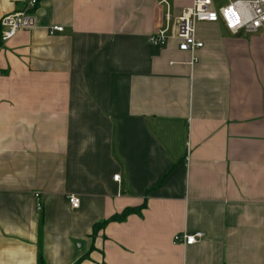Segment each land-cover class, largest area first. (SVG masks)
<instances>
[{
  "label": "crops",
  "instance_id": "crops-1",
  "mask_svg": "<svg viewBox=\"0 0 264 264\" xmlns=\"http://www.w3.org/2000/svg\"><path fill=\"white\" fill-rule=\"evenodd\" d=\"M159 2L40 0L33 29L0 26V264H264V27L199 24L194 63L148 43Z\"/></svg>",
  "mask_w": 264,
  "mask_h": 264
},
{
  "label": "built area",
  "instance_id": "built-area-1",
  "mask_svg": "<svg viewBox=\"0 0 264 264\" xmlns=\"http://www.w3.org/2000/svg\"><path fill=\"white\" fill-rule=\"evenodd\" d=\"M223 0H191V5L181 9L175 17L168 0H160L159 5L164 9V26L148 37V43L153 46H165L170 39L178 41V49L181 52L191 54L193 62H197L196 54L204 48V43L197 38V26L199 24H212L222 21L227 30L232 34L256 33L264 27V0H227L228 4L217 6ZM40 4V0H25V8L22 11L9 14L1 19L3 28V41L15 37L21 30L33 29L36 26L34 12ZM63 27L53 26L49 33L63 32ZM173 29V34L168 35ZM115 181L119 176L114 177ZM37 210L42 209L40 194H35ZM69 204L73 209L80 207V200L76 196H69ZM203 237L202 233L182 234L175 237V243L185 246H193Z\"/></svg>",
  "mask_w": 264,
  "mask_h": 264
},
{
  "label": "trees",
  "instance_id": "trees-1",
  "mask_svg": "<svg viewBox=\"0 0 264 264\" xmlns=\"http://www.w3.org/2000/svg\"><path fill=\"white\" fill-rule=\"evenodd\" d=\"M143 207H140V208H127L123 211V213L121 214H117L115 216H112V218H110L108 221H115V222H122V221H125L127 219V217H129L130 215L132 214H141V210H142ZM107 221V222H108ZM104 225V224H102Z\"/></svg>",
  "mask_w": 264,
  "mask_h": 264
},
{
  "label": "rangeland",
  "instance_id": "rangeland-1",
  "mask_svg": "<svg viewBox=\"0 0 264 264\" xmlns=\"http://www.w3.org/2000/svg\"><path fill=\"white\" fill-rule=\"evenodd\" d=\"M226 4H228V1L227 0H223V1L219 2L217 6H223V5H226Z\"/></svg>",
  "mask_w": 264,
  "mask_h": 264
}]
</instances>
